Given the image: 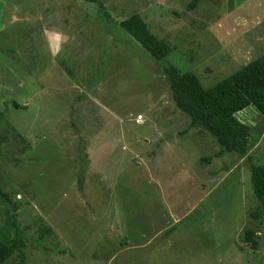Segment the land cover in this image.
Returning <instances> with one entry per match:
<instances>
[{
  "label": "rangeland",
  "instance_id": "rangeland-1",
  "mask_svg": "<svg viewBox=\"0 0 264 264\" xmlns=\"http://www.w3.org/2000/svg\"><path fill=\"white\" fill-rule=\"evenodd\" d=\"M190 2L0 0L3 264H264V133L248 156H217L165 74L210 88L264 56V0ZM134 15L164 60L121 27Z\"/></svg>",
  "mask_w": 264,
  "mask_h": 264
},
{
  "label": "trees",
  "instance_id": "trees-1",
  "mask_svg": "<svg viewBox=\"0 0 264 264\" xmlns=\"http://www.w3.org/2000/svg\"><path fill=\"white\" fill-rule=\"evenodd\" d=\"M88 2L95 0H86ZM201 0H191L188 10L193 11ZM143 50L157 61L170 54L168 43L157 39L140 15H134L121 23ZM173 101L191 118L190 129L200 126L213 135L220 144L217 156L237 153L248 156L264 133V122L250 127L241 122L238 113L255 107L264 118V56L250 62L229 77L210 88H204L191 72L181 73L176 67L165 69ZM16 107H20L15 103ZM251 158V157H250ZM210 163V159L205 160ZM251 183L256 198L264 203V165L251 167ZM83 178H79V187ZM247 242L254 250L258 243L254 232L246 233ZM12 256V250L0 236V264Z\"/></svg>",
  "mask_w": 264,
  "mask_h": 264
},
{
  "label": "built area",
  "instance_id": "built-area-1",
  "mask_svg": "<svg viewBox=\"0 0 264 264\" xmlns=\"http://www.w3.org/2000/svg\"><path fill=\"white\" fill-rule=\"evenodd\" d=\"M140 120H142V117H140ZM138 122H140V121H138Z\"/></svg>",
  "mask_w": 264,
  "mask_h": 264
},
{
  "label": "water",
  "instance_id": "water-1",
  "mask_svg": "<svg viewBox=\"0 0 264 264\" xmlns=\"http://www.w3.org/2000/svg\"><path fill=\"white\" fill-rule=\"evenodd\" d=\"M243 239L245 240V236L243 235Z\"/></svg>",
  "mask_w": 264,
  "mask_h": 264
}]
</instances>
